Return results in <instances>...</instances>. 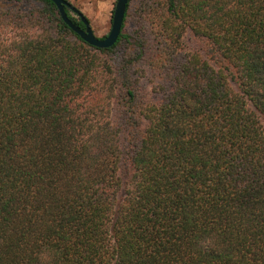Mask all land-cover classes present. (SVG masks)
I'll return each mask as SVG.
<instances>
[{
	"label": "trees",
	"instance_id": "trees-1",
	"mask_svg": "<svg viewBox=\"0 0 264 264\" xmlns=\"http://www.w3.org/2000/svg\"><path fill=\"white\" fill-rule=\"evenodd\" d=\"M0 264H264V0H0Z\"/></svg>",
	"mask_w": 264,
	"mask_h": 264
},
{
	"label": "water",
	"instance_id": "water-1",
	"mask_svg": "<svg viewBox=\"0 0 264 264\" xmlns=\"http://www.w3.org/2000/svg\"><path fill=\"white\" fill-rule=\"evenodd\" d=\"M51 1L57 6L63 21L84 41L90 45L104 48L113 45L121 33L126 7L129 0H116L112 13L111 27L109 32L104 37H98L95 35L88 18L68 0ZM66 7L79 17L84 27H81L73 22L66 12Z\"/></svg>",
	"mask_w": 264,
	"mask_h": 264
},
{
	"label": "rangeland",
	"instance_id": "rangeland-1",
	"mask_svg": "<svg viewBox=\"0 0 264 264\" xmlns=\"http://www.w3.org/2000/svg\"><path fill=\"white\" fill-rule=\"evenodd\" d=\"M89 19L98 37L105 36L111 27L112 13L116 0H69ZM77 16L75 13H72Z\"/></svg>",
	"mask_w": 264,
	"mask_h": 264
}]
</instances>
